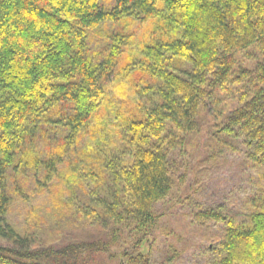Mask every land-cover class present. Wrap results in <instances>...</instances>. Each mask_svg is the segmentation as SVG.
<instances>
[{"label": "trees", "instance_id": "1", "mask_svg": "<svg viewBox=\"0 0 264 264\" xmlns=\"http://www.w3.org/2000/svg\"><path fill=\"white\" fill-rule=\"evenodd\" d=\"M206 116L257 189L240 214L185 195L198 264H264V0H0V264H150Z\"/></svg>", "mask_w": 264, "mask_h": 264}, {"label": "rangeland", "instance_id": "2", "mask_svg": "<svg viewBox=\"0 0 264 264\" xmlns=\"http://www.w3.org/2000/svg\"><path fill=\"white\" fill-rule=\"evenodd\" d=\"M205 122L201 132L188 146V155L184 161L189 167V172L185 183L176 188L165 202L157 205L158 211L165 216L160 218L156 233L157 242L151 246L150 264H162L161 259L168 251L167 246L170 243L173 244V249L178 251L173 264H198L206 260L200 253L213 242L214 227L209 229L207 234L189 223V209L181 207L185 195H190L191 198L186 200V203L191 201H199L206 205L223 203L232 213L240 214L246 212L243 204L245 197L257 189L254 184L257 180L255 170L245 159L244 153L225 148L217 158H209L210 151L206 147L210 129L209 117L206 116ZM26 209V205L14 204L10 212V221L21 228L26 227L24 218ZM51 214L46 215V219L53 223L58 220L65 222L62 214L57 212L55 217ZM5 244L7 241L0 239V245Z\"/></svg>", "mask_w": 264, "mask_h": 264}]
</instances>
